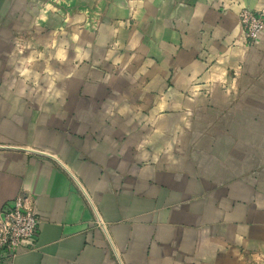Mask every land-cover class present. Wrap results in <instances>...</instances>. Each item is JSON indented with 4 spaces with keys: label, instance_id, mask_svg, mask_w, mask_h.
Masks as SVG:
<instances>
[{
    "label": "crops",
    "instance_id": "crops-1",
    "mask_svg": "<svg viewBox=\"0 0 264 264\" xmlns=\"http://www.w3.org/2000/svg\"><path fill=\"white\" fill-rule=\"evenodd\" d=\"M62 1L0 0V264H264V0Z\"/></svg>",
    "mask_w": 264,
    "mask_h": 264
},
{
    "label": "built area",
    "instance_id": "built-area-1",
    "mask_svg": "<svg viewBox=\"0 0 264 264\" xmlns=\"http://www.w3.org/2000/svg\"><path fill=\"white\" fill-rule=\"evenodd\" d=\"M238 20L248 45L264 34V10L241 9ZM39 219L29 192L21 191L12 204L0 209V259H13L19 249H30L29 240L36 234Z\"/></svg>",
    "mask_w": 264,
    "mask_h": 264
},
{
    "label": "rangeland",
    "instance_id": "rangeland-1",
    "mask_svg": "<svg viewBox=\"0 0 264 264\" xmlns=\"http://www.w3.org/2000/svg\"><path fill=\"white\" fill-rule=\"evenodd\" d=\"M64 4V6L62 7V10L65 12V14H64V16H63V19H64V21L67 23L68 22V18L72 15V14H70V15H68L69 14V12L67 13V9H68V0H63L62 1ZM66 9V10H65ZM78 14V13H77ZM83 18V20H82V23H85L86 22V19H85V16H83L82 17ZM77 19H78V17H77ZM55 22H56V19H55ZM19 39V38H18Z\"/></svg>",
    "mask_w": 264,
    "mask_h": 264
}]
</instances>
